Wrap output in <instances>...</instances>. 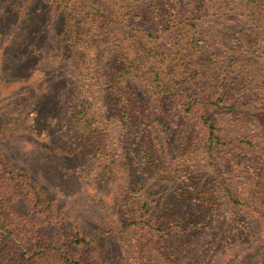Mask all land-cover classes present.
<instances>
[{"label": "rangeland", "instance_id": "obj_1", "mask_svg": "<svg viewBox=\"0 0 264 264\" xmlns=\"http://www.w3.org/2000/svg\"><path fill=\"white\" fill-rule=\"evenodd\" d=\"M224 1L182 0L198 9L195 45L156 58L131 30L154 24L94 11L120 0H0V150L92 240L101 264H264L245 153L209 154L172 102L161 113L157 92L171 64L182 74L170 83L192 95L230 82L228 113L212 114L232 138L250 122L263 132L264 117L246 109L264 99L262 23ZM127 205L147 216L136 236Z\"/></svg>", "mask_w": 264, "mask_h": 264}, {"label": "trees", "instance_id": "obj_2", "mask_svg": "<svg viewBox=\"0 0 264 264\" xmlns=\"http://www.w3.org/2000/svg\"><path fill=\"white\" fill-rule=\"evenodd\" d=\"M143 1L120 0V5L112 11L105 9L94 11L98 14L102 12L106 20L114 21L117 16H122V21L125 23L134 24L133 19H137L146 25L154 24V30L150 31L138 26V29L133 28L134 26L131 29L134 30L132 31L134 35H131L135 40L142 39L140 44H137L139 49H143L151 57L163 58L169 52L180 54L187 44L195 45L199 33L196 23L199 19L195 13L198 11L197 8L190 7L186 12L182 7L188 4L182 3V0H146V8L142 10ZM224 5L230 10L241 9L245 15L255 17L257 23H262L258 26L260 36H257L260 38L257 43L260 42V58L264 66V22H260L262 20L260 15L264 13V0H225ZM106 25L104 20H100L97 28L101 30ZM158 73L160 70L156 75ZM175 73L182 74L174 64H171L168 65L164 76L158 77L164 82L157 91L163 98L161 113L166 109L165 101L172 102L177 117L195 130L193 131L195 136L204 137L209 154L215 148H220L223 155H231L234 151L245 153L246 167L252 179V193L261 198L258 217L263 222L264 233V128L263 132H258L256 123L252 125L250 122L246 127H241L244 138H240L242 136L232 138L228 133L229 129H226L216 115L212 114V107L215 108L216 114L228 113L222 111L225 109L222 102H224L223 97L232 89L230 82L219 80L212 94L207 92L192 95L179 82L170 83ZM246 107L250 119H254L251 113L255 112L264 117V99L254 101ZM234 108L237 111L241 106L234 104ZM235 115L242 116L243 113L239 111ZM156 119L165 129L166 124L161 117L157 116ZM253 121L257 122V119ZM229 193L232 196V192ZM132 209L130 205L125 207L132 225L137 220L142 221L141 219L147 218L145 214H141L138 207L134 206ZM135 226L137 227L132 234L136 236L137 222ZM0 264H101L92 240L76 231L71 222L45 196L30 174L16 166L1 150Z\"/></svg>", "mask_w": 264, "mask_h": 264}]
</instances>
